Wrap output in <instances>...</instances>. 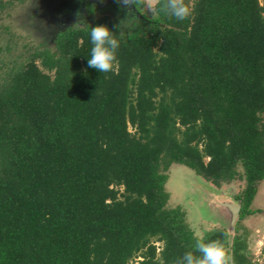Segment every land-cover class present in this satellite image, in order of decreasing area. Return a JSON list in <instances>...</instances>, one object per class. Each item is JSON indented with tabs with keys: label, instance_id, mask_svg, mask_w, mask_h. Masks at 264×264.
<instances>
[{
	"label": "trees",
	"instance_id": "16d2710c",
	"mask_svg": "<svg viewBox=\"0 0 264 264\" xmlns=\"http://www.w3.org/2000/svg\"><path fill=\"white\" fill-rule=\"evenodd\" d=\"M186 3L182 21L135 0L127 27L69 26L0 80V264H175L198 236L167 205L172 163L243 180L233 236L203 238L258 264L241 222L263 212L264 0ZM97 25L120 42L111 72L88 66Z\"/></svg>",
	"mask_w": 264,
	"mask_h": 264
},
{
	"label": "rangeland",
	"instance_id": "374dc122",
	"mask_svg": "<svg viewBox=\"0 0 264 264\" xmlns=\"http://www.w3.org/2000/svg\"><path fill=\"white\" fill-rule=\"evenodd\" d=\"M5 1H10L11 4L0 12V80L8 71L25 63L38 48H53L57 35L73 24L92 22L103 15L117 18L124 27L136 20L135 12L127 14L121 5L115 4L99 7L91 3L86 8V0ZM145 3V10L150 13L152 10L146 1ZM149 3L151 4V0ZM132 16L131 21H126ZM130 129L134 131L133 127ZM167 173L169 179L166 189L170 194L167 205L183 208L187 222L197 236L203 237L214 228H230L229 223L221 219V208L214 207L217 206L216 199L210 196L209 191L212 189L218 195L225 191L226 198L237 201L236 196L244 187L243 180L237 179L219 188L179 163H172ZM259 189L253 208H260L263 212L250 215L241 223L248 229L254 259L258 264H264V181ZM235 225L231 228V236ZM157 245L160 246V243Z\"/></svg>",
	"mask_w": 264,
	"mask_h": 264
},
{
	"label": "clouds",
	"instance_id": "9594fccd",
	"mask_svg": "<svg viewBox=\"0 0 264 264\" xmlns=\"http://www.w3.org/2000/svg\"><path fill=\"white\" fill-rule=\"evenodd\" d=\"M122 3L127 6L129 3H133V0H122ZM149 6L154 14L163 13L180 21L188 19L193 11L186 0H151ZM132 19L133 16L126 21ZM123 26L121 24L119 27L122 28ZM115 33L105 25L92 27L89 33L92 44L88 59L90 68H94L100 73L113 71L118 63L120 48V42ZM175 264H233V259L220 241L205 242L202 236H198L195 240L194 249L185 252L182 257L175 261Z\"/></svg>",
	"mask_w": 264,
	"mask_h": 264
},
{
	"label": "water",
	"instance_id": "95a60500",
	"mask_svg": "<svg viewBox=\"0 0 264 264\" xmlns=\"http://www.w3.org/2000/svg\"><path fill=\"white\" fill-rule=\"evenodd\" d=\"M106 1H109V0H106ZM128 5L130 6L131 10H133L137 15L140 16V12L138 11L135 5V0H133V3H129ZM211 190L209 191V194L210 196H213L216 199L215 203L217 204V206H214V207L219 208V209L221 208L222 210L220 214L221 219L223 222L229 223L230 228H228V231L231 234V228L235 225L236 220L238 219L240 215V211L242 208L241 201L238 199H236L237 201L229 200V198L225 197L227 195V192L225 191H221L220 195H218L215 191H211Z\"/></svg>",
	"mask_w": 264,
	"mask_h": 264
},
{
	"label": "flooded vegetation",
	"instance_id": "af4514ba",
	"mask_svg": "<svg viewBox=\"0 0 264 264\" xmlns=\"http://www.w3.org/2000/svg\"><path fill=\"white\" fill-rule=\"evenodd\" d=\"M90 2V3H89ZM93 3V4H96L97 6L99 7H102V6H105V5H108V4H115V5H118V6H122L125 10V12L128 14L129 12L130 13H133L134 11L130 9V6L127 5L125 6L123 3H122V0H109V1H106V0H86V8H88V6ZM117 6V7H118ZM90 10V9H88ZM78 24V23H77ZM75 25V24H73ZM72 26V25H71Z\"/></svg>",
	"mask_w": 264,
	"mask_h": 264
},
{
	"label": "crops",
	"instance_id": "0c3cea01",
	"mask_svg": "<svg viewBox=\"0 0 264 264\" xmlns=\"http://www.w3.org/2000/svg\"><path fill=\"white\" fill-rule=\"evenodd\" d=\"M147 3H148V6L150 5V0H145ZM260 190V189H259ZM258 195H259V191H258V194H257V196H256V199L258 198ZM256 199H255V201H256Z\"/></svg>",
	"mask_w": 264,
	"mask_h": 264
}]
</instances>
